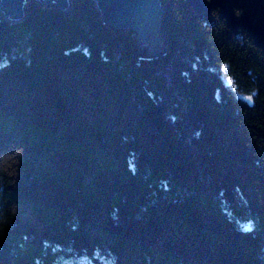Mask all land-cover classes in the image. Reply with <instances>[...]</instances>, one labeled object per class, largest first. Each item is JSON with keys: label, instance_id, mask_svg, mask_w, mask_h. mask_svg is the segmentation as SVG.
Returning <instances> with one entry per match:
<instances>
[{"label": "trees", "instance_id": "obj_1", "mask_svg": "<svg viewBox=\"0 0 264 264\" xmlns=\"http://www.w3.org/2000/svg\"><path fill=\"white\" fill-rule=\"evenodd\" d=\"M163 2L152 58L93 0L0 16V264H264V49Z\"/></svg>", "mask_w": 264, "mask_h": 264}, {"label": "water", "instance_id": "obj_2", "mask_svg": "<svg viewBox=\"0 0 264 264\" xmlns=\"http://www.w3.org/2000/svg\"><path fill=\"white\" fill-rule=\"evenodd\" d=\"M30 1L56 6L71 14L72 0H0V16L11 23L27 17ZM102 18L116 31L132 30L143 57L163 56L168 40L163 28V18L168 6L163 0H93ZM198 15L211 20L215 10L225 18L234 32L247 31L255 44L264 49V0H188Z\"/></svg>", "mask_w": 264, "mask_h": 264}, {"label": "rangeland", "instance_id": "obj_3", "mask_svg": "<svg viewBox=\"0 0 264 264\" xmlns=\"http://www.w3.org/2000/svg\"><path fill=\"white\" fill-rule=\"evenodd\" d=\"M139 256V255H138ZM134 257H137V253L135 254V256Z\"/></svg>", "mask_w": 264, "mask_h": 264}, {"label": "snow or ice", "instance_id": "obj_4", "mask_svg": "<svg viewBox=\"0 0 264 264\" xmlns=\"http://www.w3.org/2000/svg\"><path fill=\"white\" fill-rule=\"evenodd\" d=\"M250 99V98H249Z\"/></svg>", "mask_w": 264, "mask_h": 264}]
</instances>
